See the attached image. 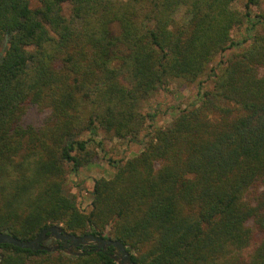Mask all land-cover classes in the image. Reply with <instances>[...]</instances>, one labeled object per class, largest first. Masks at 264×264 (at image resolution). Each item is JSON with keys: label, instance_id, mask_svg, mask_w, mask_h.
Returning <instances> with one entry per match:
<instances>
[{"label": "trees", "instance_id": "obj_1", "mask_svg": "<svg viewBox=\"0 0 264 264\" xmlns=\"http://www.w3.org/2000/svg\"><path fill=\"white\" fill-rule=\"evenodd\" d=\"M230 4L40 0L31 9L0 0V232L27 241L61 226L119 241L133 264H264V10L246 0L248 37L237 43ZM180 6L185 24L173 18ZM233 47L210 69L212 89L198 105L166 128L145 125L142 100L166 80L195 83ZM31 103L51 110L52 125L18 124ZM145 126L141 152L111 162L115 174L96 181L81 212L65 189L67 169L92 162L98 132L132 139ZM86 248L68 257L1 244L0 264H116L112 247Z\"/></svg>", "mask_w": 264, "mask_h": 264}, {"label": "rangeland", "instance_id": "obj_2", "mask_svg": "<svg viewBox=\"0 0 264 264\" xmlns=\"http://www.w3.org/2000/svg\"><path fill=\"white\" fill-rule=\"evenodd\" d=\"M31 9H36L40 6V0H28ZM122 1V0H119ZM246 0H231V9L235 12L236 16L240 19L231 30V37L234 42L240 43L242 40L247 39V26L245 14ZM261 7L264 10V0H261ZM63 14L68 17L70 14V6L63 5ZM259 15L257 8H250L251 19L254 16ZM173 18L179 24H185L189 16L186 13V8L180 6L173 14ZM240 47H233L224 53L215 56L209 63L204 75L195 83H188L182 79H170L166 80L161 89L145 98L139 103V112L147 115L146 126L166 128L167 125L186 107L191 103H196L197 94L200 95L204 91L212 89V78L209 77L210 69L217 68L219 62L227 59L230 55L238 52ZM26 51L33 53L34 48H27ZM1 54H4L3 47H0ZM199 82L202 85L199 86ZM92 110L83 111L81 114L83 120H86L92 115ZM95 119L99 117L95 115ZM98 121L96 125H98ZM23 127H32L34 129H40L43 125H52L51 110L44 106L37 104H28L24 107V112L18 123ZM136 125V124H132ZM146 126L132 139L127 137L125 139L112 138L103 132H98L95 137L96 140L102 142V150H96L94 147H90V150L95 153L94 159L90 164L84 162L85 156L82 158L83 164L77 172L70 171L65 175V189L67 193L72 194L75 197L76 205L81 212L87 213L90 210V203L95 194L96 181L100 179H110L115 174L116 169L115 162H124L128 159L138 155L142 150L140 141L146 138L147 129ZM86 161V160H85ZM61 227V226H60ZM62 228V227H61ZM102 236L107 237V231L103 232ZM58 243L49 238L43 242L44 247H55ZM60 251L65 256L75 257L76 255L69 254V249H57L51 252ZM79 256V255H77ZM119 259L117 258L116 264Z\"/></svg>", "mask_w": 264, "mask_h": 264}, {"label": "water", "instance_id": "obj_3", "mask_svg": "<svg viewBox=\"0 0 264 264\" xmlns=\"http://www.w3.org/2000/svg\"><path fill=\"white\" fill-rule=\"evenodd\" d=\"M52 238L57 242L67 243L69 242V254L79 255L81 252L76 250V248L85 249L89 245H93L97 250L106 249L107 247L113 248L112 258L117 261L118 264H133L131 259V254L127 251L126 247L119 241H113L110 239H102L94 235H83L80 237L68 234L63 231L60 226H50L46 229H43L38 235L32 240H19L12 237L11 235L0 232V245L8 244L21 249H28L31 251L45 250L51 252L57 249H60V245L57 244L55 247H44L42 244L47 239Z\"/></svg>", "mask_w": 264, "mask_h": 264}, {"label": "flooded vegetation", "instance_id": "obj_4", "mask_svg": "<svg viewBox=\"0 0 264 264\" xmlns=\"http://www.w3.org/2000/svg\"><path fill=\"white\" fill-rule=\"evenodd\" d=\"M57 242V241H56ZM59 245H60V248L61 249H63V250H67V249H69V242H67V243H62V242H57ZM93 248V245H89L87 248H86V250H90V249H92ZM76 249H79L78 247L76 248Z\"/></svg>", "mask_w": 264, "mask_h": 264}]
</instances>
